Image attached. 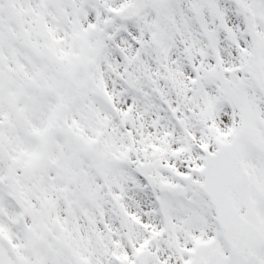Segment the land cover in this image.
<instances>
[{"label": "snow or ice", "instance_id": "1", "mask_svg": "<svg viewBox=\"0 0 264 264\" xmlns=\"http://www.w3.org/2000/svg\"><path fill=\"white\" fill-rule=\"evenodd\" d=\"M0 264H264V0H0Z\"/></svg>", "mask_w": 264, "mask_h": 264}]
</instances>
